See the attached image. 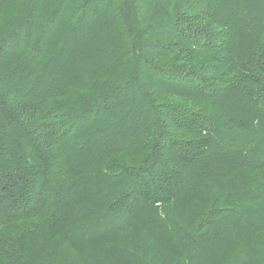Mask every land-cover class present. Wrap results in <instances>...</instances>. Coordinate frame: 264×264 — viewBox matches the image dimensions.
Masks as SVG:
<instances>
[{"label": "trees", "instance_id": "1", "mask_svg": "<svg viewBox=\"0 0 264 264\" xmlns=\"http://www.w3.org/2000/svg\"><path fill=\"white\" fill-rule=\"evenodd\" d=\"M0 264H264V0H0Z\"/></svg>", "mask_w": 264, "mask_h": 264}]
</instances>
